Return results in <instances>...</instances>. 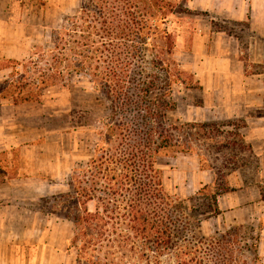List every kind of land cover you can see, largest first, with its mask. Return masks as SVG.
<instances>
[{
	"label": "trees",
	"instance_id": "obj_1",
	"mask_svg": "<svg viewBox=\"0 0 264 264\" xmlns=\"http://www.w3.org/2000/svg\"><path fill=\"white\" fill-rule=\"evenodd\" d=\"M173 12L166 0H81V10L52 31L46 68L16 62V73L27 76L20 88H30L18 92L16 105L74 76L94 86L108 111L93 155L60 197L62 215L74 224L77 264H164L165 257L172 264H264L252 225L199 233L221 213V189L205 185L182 200L165 187L159 159L192 152L193 128L216 124L170 117L177 87L195 79L175 58Z\"/></svg>",
	"mask_w": 264,
	"mask_h": 264
},
{
	"label": "rangeland",
	"instance_id": "obj_2",
	"mask_svg": "<svg viewBox=\"0 0 264 264\" xmlns=\"http://www.w3.org/2000/svg\"><path fill=\"white\" fill-rule=\"evenodd\" d=\"M243 1L175 0L172 1L174 12L168 26L175 39L180 30L219 33L241 39L240 49L244 51L240 57L251 65L249 74H256L253 79L259 78L263 89L264 0H255L254 9L249 7L247 14L241 16L236 11L240 10ZM245 1L246 5L249 4ZM228 8L236 15L229 17ZM80 10L81 0H0V31L10 32L12 38L10 43L0 38V48H5L2 52L9 51L18 56L0 60V69H5L3 75L0 73V98L3 102H14L19 91L21 95L30 91L28 87L20 88L27 82V76L22 70L16 73V69H20L18 66L15 68L16 62H26L30 70L46 68L50 59L47 53L53 46L52 31L60 29L66 17ZM254 60L258 62L253 64L251 61ZM65 80L39 89L40 99L18 104L20 125L32 132L29 138L34 139V144L43 145V171L49 178L43 179L44 182L17 179L11 186V194L17 202L25 198L26 207L35 210L27 217L28 223L43 224L50 230L45 237L50 241V254L66 255L70 261L77 256L76 249L71 247L74 224L62 215L66 206L60 197L70 191L68 182L71 176L93 155L108 111L89 81L82 79L78 82L74 76ZM203 95L195 79L189 86H178L175 91L178 105L170 114L171 119L187 123L186 117L203 111L197 108ZM259 113L264 115V104ZM215 123L204 129L193 128L192 152L159 159L165 187L182 200L193 197L205 185L221 189V213L204 221L199 233L211 237L232 225H252L261 235L260 255L264 262V145L258 143L254 147L247 142V130L238 129L245 126L244 121ZM196 131L204 139L195 134ZM38 166H42V162H34L32 169L37 171ZM17 169L16 164L10 174L17 175ZM6 183L8 180L5 179L4 185ZM52 196L58 201H48ZM36 236L35 232L31 239ZM67 247L71 249H68L69 253ZM164 259V264H172L167 257Z\"/></svg>",
	"mask_w": 264,
	"mask_h": 264
},
{
	"label": "crops",
	"instance_id": "obj_3",
	"mask_svg": "<svg viewBox=\"0 0 264 264\" xmlns=\"http://www.w3.org/2000/svg\"><path fill=\"white\" fill-rule=\"evenodd\" d=\"M247 1L248 6L244 0L236 11L241 16L247 14L249 7L254 9L255 0ZM226 12L229 17L236 15L230 8ZM4 33L0 31V38L10 43V32ZM241 42L231 35L180 30L176 35L175 58L184 70L194 74L204 93L202 102L197 105L203 111L186 117V121H244L245 126L239 130L246 129L247 142L256 147L258 143L264 145V115L259 113L264 104V88L261 89L259 78L253 79L256 74H249L251 65L240 57L244 51L240 49ZM2 49L5 48H0V60L18 58ZM3 70L0 69V73ZM11 102L0 98V184L3 183L0 187L3 192L0 193V264H77V256L69 261L66 255L50 254V241L45 239L50 230L43 224L28 223L27 217L35 210L26 207L25 198L17 202L12 197L11 186L17 179L44 182L49 176L43 171V145L34 144V139L29 138L32 132L20 125L19 105ZM34 162H42L37 171L32 169ZM16 164L18 174L11 175L9 171ZM5 179L8 183L4 185ZM35 232L38 241L31 239ZM68 249L71 250L67 247V252Z\"/></svg>",
	"mask_w": 264,
	"mask_h": 264
}]
</instances>
